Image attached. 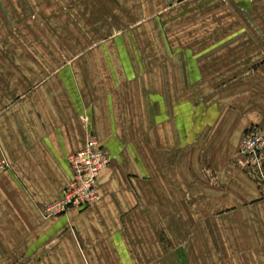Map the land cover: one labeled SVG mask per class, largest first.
Wrapping results in <instances>:
<instances>
[{
    "label": "crops",
    "instance_id": "obj_1",
    "mask_svg": "<svg viewBox=\"0 0 264 264\" xmlns=\"http://www.w3.org/2000/svg\"><path fill=\"white\" fill-rule=\"evenodd\" d=\"M250 18L264 0H0V264H264V192L235 163L264 124ZM90 133L99 199L44 217Z\"/></svg>",
    "mask_w": 264,
    "mask_h": 264
},
{
    "label": "built area",
    "instance_id": "obj_2",
    "mask_svg": "<svg viewBox=\"0 0 264 264\" xmlns=\"http://www.w3.org/2000/svg\"><path fill=\"white\" fill-rule=\"evenodd\" d=\"M70 181L60 190L58 198L42 209L44 217L65 213L69 209L83 210L99 199L97 178L110 165L109 149L90 133L83 147L66 159ZM235 163L264 192V124L246 127L240 139ZM8 163L0 160V171Z\"/></svg>",
    "mask_w": 264,
    "mask_h": 264
},
{
    "label": "rangeland",
    "instance_id": "obj_3",
    "mask_svg": "<svg viewBox=\"0 0 264 264\" xmlns=\"http://www.w3.org/2000/svg\"><path fill=\"white\" fill-rule=\"evenodd\" d=\"M175 21L177 22L176 24H179V25L188 24L189 23V21L187 19H180V20L179 19H172V22H175ZM229 23H230V21L228 22L227 19H221V18H219V19H205L204 18L203 19V25H214V24H217L218 26L221 27L222 25L226 26ZM234 23H235L234 25H236V26L237 25L240 26V25H244V24H249L251 26H258V25H264V19H258V18H250L249 20H247V19H245V20H243V19H235ZM216 36L219 37L221 39V41H226V40H229V39L232 38L231 34H224V33H219L218 35L217 34L211 35V34H205L204 33V35H203L204 41H206L205 40L206 37L211 39V37H216ZM250 36H251L252 40H253V38L255 36L258 37V35H254V34H251ZM261 37H262V35H261ZM238 146H239V144H238ZM237 149H238V147H237ZM190 232H191L190 228H188V233L187 234L190 235L191 234Z\"/></svg>",
    "mask_w": 264,
    "mask_h": 264
}]
</instances>
